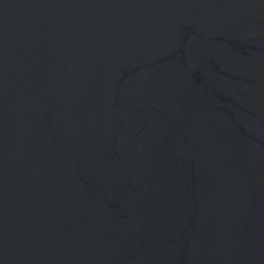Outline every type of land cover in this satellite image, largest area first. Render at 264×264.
<instances>
[{"label": "water", "instance_id": "water-1", "mask_svg": "<svg viewBox=\"0 0 264 264\" xmlns=\"http://www.w3.org/2000/svg\"><path fill=\"white\" fill-rule=\"evenodd\" d=\"M0 264H264V0H0Z\"/></svg>", "mask_w": 264, "mask_h": 264}]
</instances>
